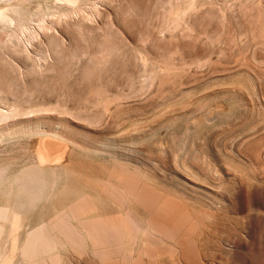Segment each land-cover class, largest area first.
Segmentation results:
<instances>
[{
  "label": "rangeland",
  "instance_id": "374dc122",
  "mask_svg": "<svg viewBox=\"0 0 264 264\" xmlns=\"http://www.w3.org/2000/svg\"><path fill=\"white\" fill-rule=\"evenodd\" d=\"M0 11V115L17 109L0 123V264H264V0H0ZM164 202L180 209L167 232ZM97 219L122 225L109 236ZM41 225L46 245L23 253Z\"/></svg>",
  "mask_w": 264,
  "mask_h": 264
},
{
  "label": "bare ground",
  "instance_id": "6f19581e",
  "mask_svg": "<svg viewBox=\"0 0 264 264\" xmlns=\"http://www.w3.org/2000/svg\"><path fill=\"white\" fill-rule=\"evenodd\" d=\"M66 12H67V11H66ZM68 13H69V12H68ZM69 15H70V14H69ZM0 19H2V20H8L6 13H4L3 11H0ZM58 23H59V22H58ZM20 27H21V25H20ZM20 27H19V29H20ZM22 27L25 29L24 25H23ZM43 27H45V26H43ZM24 29H21V30H24ZM21 30H20V32H21ZM18 31H19V30H18ZM18 31L16 30L17 33L15 32L12 36H13V37H15V36L17 37V36L20 34V33L18 34ZM48 31H49V30H48ZM25 32H26V31H25ZM42 33H43V32H42ZM47 33H48V32H47ZM10 34H11V33H10ZM16 34H18V35H16ZM23 36H24V35H23ZM31 36H33V35H31ZM9 37H10V36H9ZM34 37H35V35H34L32 38H34ZM11 38H12V37H10V39H11ZM21 39H22V37H21ZM27 39H29V38H27ZM27 39H26V40H27ZM58 39H59V38H58ZM22 40H23V39H22ZM27 42H28V41H27ZM58 43H59V42H58ZM8 46H9V45H8ZM17 48H18V47H17ZM26 48H27V47H26ZM26 48H25V49H26ZM5 49H6V48H5ZM19 50H20V49H19ZM19 50H18V51H19ZM23 52H24V51H23ZM28 54H29V53H28ZM33 58H34V57H33ZM45 58H46V57H45ZM48 59H49V58H48ZM30 60H33V59H30ZM11 61H12V60H11ZM48 61H49V60H48ZM46 62H47V61H46ZM53 63H54V62H53ZM50 64H51V63H50ZM40 65H41V64H40ZM19 68H20V67H19ZM26 68H27V67H26ZM38 68H39V67H38ZM41 68H43V66H42ZM45 68H46V66H45ZM48 68H49V66H48ZM38 70H42V69H38ZM44 70H45V69H44ZM23 71H24V70H23ZM27 71H28V69H27ZM24 72H26V71H24ZM24 76H25V75H24ZM9 88H10V87H9ZM5 89H6V88H5ZM4 91H5V90H4ZM0 95H1V94H0ZM0 98H1V97H0ZM8 100H9V99H8ZM3 101H4V100H3ZM6 101H7V99H6ZM1 102H2V101H1ZM4 104L6 105V103H4ZM1 105H2V104H1ZM3 109H4V108H3ZM15 110H17V109L14 108L12 111L10 110V112H12V114H16V112H15V113L13 112V111H15ZM4 111H6V110H4ZM8 111H9V110H8ZM0 112L2 113V111H0ZM5 113H6V112H3V114L0 115V123H1L2 118H3V121H2V122H4V119H8V118H10V117L12 116L11 113H10L11 116L7 115V114H9L8 112H7L6 114H5ZM19 113H20V112H19ZM29 113H30V112H29ZM29 113H28V114H29ZM41 113H42V112H41ZM23 114H24V112H23ZM26 115H27V114H26ZM70 115H71V114H70ZM6 116H9V117H6ZM5 123H6V122H5ZM1 124H2V123H1ZM0 128H1V127H0ZM39 129H40V128H39ZM41 134H42V132H41ZM61 134H62V133H61ZM57 135H60V134L57 133ZM66 135H67V134H66ZM62 136H63V135H62ZM66 137H67V136H66ZM105 145H106V144H105ZM88 147H89V146H88ZM103 149H104V148H103ZM99 150H100V149H99ZM56 152H57V151H56ZM56 152H55V153H56ZM176 152H177V151H176ZM58 153H59V152H58ZM49 154H50V153H49ZM58 158H59V156L54 157V159H58ZM39 159H40L41 162H43V163L48 162V161H50V160H53V158H52L50 155H48V154H44V153H42V152H40ZM58 163H60V162H58ZM58 163H57V164H58ZM55 168H56V167H55ZM40 169H42V168H40ZM30 170H31V169H30ZM43 170H44V169H43ZM43 170H42V173H44ZM31 171H32V170H31ZM21 172H22V171H21ZM33 172H34V171H33ZM33 172H32V174H33ZM42 173H41V174H42ZM123 173H125V172H123ZM30 174H31V172H30ZM32 174H31V175H32ZM41 174L39 173V175H40L39 177L43 176V175H41ZM121 174H122V173H121ZM22 175H23V174H22ZM22 175H21V176H22ZM44 175H45V174H44ZM122 175H123V174H122ZM125 175H126V174H125ZM24 176H25V175H23V177H24ZM26 176H27V177H25V180H26V178H28V175H26ZM29 176H30V175H29ZM34 176H35V178H36V175H33V177H34ZM130 176H131V175H130ZM30 177H31V176H30ZM119 177H120V176H119ZM119 177H118V178H119ZM124 177H125V176H124ZM124 177H122V180H123V182H125V181L127 182V183H125L126 185L124 184V185L127 187V184L129 185V183H128V179L124 180ZM132 177H134V176H132ZM45 178H46V175H45ZM135 178H136V177H135ZM135 178H134V179H135ZM23 179H24V178H23ZM30 179H31V178H30ZM36 179H37V178H36ZM41 179H42V178H41ZM111 179H112V178H111ZM131 179H132V178H130V180H131ZM134 179H133V180H134ZM25 180H24L23 182H25ZM32 180H33V179H32ZM37 180H38V179H37ZM37 180H36V181H37ZM42 180H44V179H42ZM119 180H120V179H119ZM133 180L131 181V183L134 182ZM136 180H137V179H135V181H136ZM19 181H20V180H19ZM26 181H27V180H26ZM30 181H31V180H30ZM30 181H29V182H30ZM36 181H34V183H36ZM49 181H50V180H49V178H48V181H47V187H48V185L51 183V182H50V183L48 184ZM16 182H17V181H16ZM29 182H27L28 184L25 183V184H27V185H25V188L28 186V187H27L28 190H29V189H35V188H31V186H30V185H31V182H30V184H29ZM138 182H140V181L138 180L137 182H135V183H137L138 186H137L136 184L134 185V183H133L134 186H133L132 188H134L135 186H136V187H135L134 189L138 188V187H139ZM21 183H22V180H21ZM37 183H38L37 186H39L40 183H39L38 181H37ZM115 183H116V182H115ZM140 183H141V182H140ZM41 184H42V185H40V186H44V185H43L44 183L41 182ZM19 185H20V184H19ZM32 185H34V184H32ZM55 185H56V184H55ZM21 186H22V185H21ZM21 186H20V187H21ZM29 186H30V188H29ZM35 186H36V184L34 185V187H35ZM40 186H39V187H40ZM51 186H52V185H51ZM95 186H96V185H95ZM121 186H122V185H121ZM121 186H120V187H121ZM125 186H124V187H125ZM130 186H132V185L130 184V185L128 186V187H129L128 189H130ZM12 187H13V186H12ZM22 187H24V184H23ZM32 187H33V186H32ZM49 187H50V185H49ZM49 187H48V188H49ZM126 187H125V188H126ZM140 187H141V186H140ZM25 188H24V189H25ZM122 188H123V187H122ZM41 189H42V188H39V191H41ZM139 189H140V188H139ZM145 189H146V188H145ZM26 190H27V189H26ZM45 190H47V188H46ZM45 190H44V191H45ZM130 190H131V189H130ZM130 190H129V191H130ZM136 190H137V189H136ZM18 191H19V190H18ZM18 191H17V195H18V196H21V193H20L21 191H19L20 194H18ZM24 191H25V190H24ZM31 191H33V190H30V193H29V191H27V192L31 195V193H32ZM39 191H38L37 193H39ZM125 191H126V190H125ZM22 192H23V191H22ZM132 192H134V197H135V196H136L135 194H137V193H135V191H133V190L131 191V193H132ZM137 192H138V191H137ZM25 193H26V191H25ZM28 193H27V194H28ZM45 193H46V191L43 192V194H42L43 197L41 196L42 198L45 197ZM102 193H103V192H102ZM102 193H101V194H102ZM126 193H127V192H126ZM126 193H123V195L126 194ZM33 194H36V193H33ZM39 194H40V193H39ZM46 194H47V193H46ZM101 194H100V197H101ZM25 195H26V194H25ZM40 195H41V194H40ZM40 195H37V196L39 197ZM119 195H120V194H119ZM126 195H127V194H126ZM131 195H132V194H131ZM18 196H17V197H18ZM89 196H90V195H89ZM102 196H103V195H102ZM106 196H107V195H106ZM114 196H115V195H114ZM120 196H121V195H120ZM11 197H12V196H11ZM25 197H26V196H25ZM104 197H105V195H104ZM104 197H103V199H105ZM125 197H126V196H125ZM125 197H124V198H125ZM127 197H128V195H127ZM19 198H20V197H19ZM31 198H32V197H31ZM33 198H34V197H33ZM33 198H32V199H33ZM36 198H37V197H36ZM36 198H34V200L38 201ZM42 198H40V199H42ZM79 198H80V197H79ZM82 198H83V197H82ZM86 198H88V197H86ZM89 198H91V201H92V197H89ZM89 198H88V200H89ZM96 198H97V197H96ZM109 198H110V197H108L107 199L109 200ZM117 198H119V197L117 196ZM124 198H123V199H124ZM25 199H26V198H25ZM97 199H99V198H97ZM127 199H128V198H127ZM137 199H138L139 201H148V200H150V198H149L148 196H146L145 194H143V193L139 194V195L137 196ZM34 200H33V201H34ZM83 200H84V199H81V201H83ZM100 200H101V198H100ZM111 200L114 201V199H111ZM121 200H122V199H121ZM77 201H79V200H77ZM77 201H75V203H76ZM166 201H167V200H166ZM84 202H86V204H87V201H84ZM114 202H115V201H114ZM116 202H117V201H116ZM121 202H122V201H121ZM33 203H34V202H33ZM35 203H36V202H35ZM73 203H74V202H73ZM78 203H80V202H77V204H78ZM88 203H89V202H88ZM159 203H160V202H159ZM21 204H22V203H21ZM80 204H81V203H80ZM80 204H79V206H78V209H79V207H80ZM83 204H84V203H83ZM83 204H82V205H83ZM90 204H91V203H90ZM119 204H120V203H119ZM160 204H161V203H160ZM160 204H159V205H160ZM28 205H29V204H28ZM72 205H73V204H72ZM84 206H85V204H84ZM84 206H83V207H84ZM21 207H22V206H21ZM86 207H87V205H86ZM14 208H15V207H14ZM23 208H24V207H23ZM64 208L66 209L67 207H63V209H64ZM158 208H159V207H158ZM65 209H64V210H65ZM69 209H70V208H69ZM88 209H89V208H88ZM186 209H187V208H186ZM186 209H185V210H186ZM9 210H10V209H9ZM16 210H17V209H16ZM16 210H15V212H16ZM75 210H76V209H75ZM69 211H70V210H69ZM81 211H83V210H81ZM81 211H80V212H81ZM154 211H157V210L155 209ZM179 211H180L179 207L176 206L175 204L171 203V202H164V203L162 204L159 213L161 214L160 217L163 218V222H164V223H163V229H162L163 232H167V227H169V225L171 224V221H173V219L176 217V215L179 213ZM6 212H7V211H6L5 208H0V217L5 218V217H6ZM64 212H65V211H64ZM78 212H79V211H78ZM12 213H13V212H12ZM62 213H63V212H62ZM71 213H72V212H71ZM71 213H70V214H71ZM73 213H74V212H73ZM82 213H83V212H82ZM157 213H158V212H157ZM63 214H64V213H63ZM63 214H62V215H63ZM65 214H67V213H65ZM65 214H64V215H65ZM160 214H159V215H160ZM62 215H61V216H62ZM151 215H153V213H152ZM8 216H9V215H8ZM93 216H95V215H93ZM93 216H91V218H94ZM123 216H124V215H123ZM180 216H181V215H180ZM190 216H191V215H189V220L187 219L186 222H188V221L190 222V220H191L190 218L192 217V216H191V217H190ZM72 217H73V216H72ZM74 217H75V216H74ZM89 217H90V216H89ZM96 217H97V216H96ZM100 217H101V216H100ZM149 217H150V216H149ZM86 218H87V216H86ZM139 218H140V217H139ZM53 219H54V217H53ZM72 219H73V218H72ZM94 219H96V218H94ZM134 219H135V218H134ZM141 219H142V218H140V221H142ZM192 219H193V218H192ZM86 220H87V219H86ZM129 220H130V222L133 223L134 225H136V226L138 225V224L135 222V221H137V220L133 221L131 218H130ZM153 220H154V219H153ZM177 220H178V219H177ZM183 220H185V219L183 218ZM13 221H14V220H13ZM78 221H79V219H78ZM54 222H55V221H54ZM69 222H70V221H69ZM146 222H147V221H146ZM146 222H144V223H146ZM149 222H150V221H149ZM151 222H153V221L151 220ZM175 222H176V221H175ZM180 222H181V221H180ZM180 222H179V224H180ZM61 223L63 224V222H61ZM142 223H143V222H142ZM181 223H182V222H181ZM184 223H185V222H184ZM191 223H192V222H191ZM194 223H195V222H194ZM53 224H54V223H53ZM120 224L122 225V223H121V219H120V223H119V221H116V220H110V219H97V220H94L93 226H94V229H97V230L100 231L101 233L110 236L111 231L116 230V229L119 227ZM148 224H149V223H148ZM46 225H47V224H46ZM46 225H45V228H46ZM56 225H57V223H56ZM63 225H64V224H63ZM77 225H79V224H77ZM88 225H89V224H88ZM144 225H146V224H144ZM149 225H150V224H149ZM154 225H155V224H154ZM175 225H176V224H175ZM184 225H185V224H184ZM184 225H183V226H184ZM186 225H187V224H186ZM43 226H44V224H43ZM43 226L41 225L42 228H35V229H33L32 231H30V236H31V239H32V240H31V242H29L26 246L23 247V253H25V254H31V252H33V251H35V250H40L39 253L41 252V249L43 248V246L46 245V241H44V240H45V239H44L45 237L43 236V232H42V229L44 228ZM172 226H173V225H172ZM52 227H53V226H52ZM52 227H51V228H52ZM60 227H62V225H61ZM60 227H59V228H60ZM78 227H80V226H78ZM81 227H82V226H81ZM81 227H80V229H81ZM134 227H135V226H134ZM138 227H139V226H138ZM149 227H150V226H149ZM157 227H158V226H157ZM70 228H71V227H70ZM144 228H145V227H144ZM151 228H152V227H151ZM170 228H171V227H170ZM173 228H174V227H173ZM184 228H185V227H184ZM46 229H47V228H46ZM66 229H67V228H66ZM66 229H65V230H66ZM76 229H77V226H76ZM82 229H83V227H82ZM82 229H81V231H82ZM134 229H136V228H134ZM148 229H150V228H148ZM49 230H50V229H49ZM49 230H48V232H49ZM65 230H64V231H65ZM74 230H75V229H74ZM77 230H78V229H77ZM83 230H84V229H83ZM124 230H125V229H124ZM169 230H170V229H169ZM169 230H168V231H169ZM176 230H177V229H176ZM198 230H199V229H198ZM45 231H46V230H45ZM51 231H52V230H51ZM54 231H55V230H54ZM61 231H62V230H61ZM81 231H80V232H81ZM150 231H151V230H150ZM152 231H154V230L152 229ZM152 231H151V232H152ZM80 232H78V233H80ZM86 232H87V231H86ZM86 232H85V233H86ZM126 232H127V231H126ZM140 232H141V231H140ZM140 232H139V233H140ZM143 232H144V230H143ZM46 233H47V232H46ZM46 233H44V234H46ZM52 233H53V232H52ZM52 233H51V234H52ZM58 233H59V232H58ZM67 233H68V232H67ZM81 233H84V231L81 232ZM135 233H136V232H135ZM135 233H134V234H135ZM144 233H146V232H144ZM158 233H159V232H158ZM158 233H156V235H157ZM182 233H183V232H182ZM53 234H55V232H54ZM63 234H64V233H63ZM65 234H66V233H65ZM128 234H129V232H128ZM150 234H151V233H150ZM152 234H153V233H152ZM46 235H48V234H46ZM71 235H72V234H71ZM87 235H88V232H87ZM129 235H130V234H129ZM129 235H128V236H129ZM132 235H133V234H132ZM141 235H143V234H141ZM146 235H147V234H146ZM153 235H155V234H153ZM166 235H167V234H166ZM48 236H49V235H48ZM50 236H51V235H50ZM54 236H55V235H54ZM61 236H62V235H61ZM64 236H65V235H64ZM76 236H77V235H76ZM84 236H85V235H84ZM84 236H83V237H84ZM126 236H127V234H126ZM133 236H134V235H133ZM143 236H144V235H143ZM164 236H165V235H164ZM170 236H172V235H170ZM59 237H60V236H59ZM68 237H71V236L68 235ZM72 237H74V233H73ZM78 237H81V235H79ZM85 237H86V236H85ZM139 237H140V236H139ZM141 237H142V236H141ZM161 237H162V236H161ZM177 237H178V236H177ZM74 238H75V237H74ZM87 238H88V236H87ZM136 238H137V236H136ZM142 238H143V237H142ZM158 238H159V237H158ZM164 238H165V237H164ZM164 238H163V239H164ZM48 239H49V237H48ZM52 239H53V236H52ZM54 239H55V238H54ZM66 239L68 240V238H66ZM81 239H82V237H81ZM85 239H86V238H85ZM106 239H107V238H106ZM125 239H126V237H125ZM127 239H130V238L127 237ZM131 239H132V236H131ZM50 240H51V238H50ZM55 240H56V239H55ZM55 240H54V241H55ZM62 240H65V239L62 238ZM71 240H72V239H71ZM71 240H69V241H71ZM73 240H74V239H73ZM138 240H139V239H138ZM143 240H144V239H143ZM158 240H160V239H158ZM164 240H165V239H164ZM65 241H66V240H65ZM65 241H62V242L65 244ZM75 241H77V239H75ZM151 241H152V240H150V242H151ZM160 241H161V240H160ZM160 241H159V242H160ZM52 242H53V241H52ZM62 242H61V243H62ZM87 242H91V241H90V238H89V241L87 240ZM124 242H126V241H124ZM129 242H130V241H129ZM134 242H136V241H134ZM148 242H149V241H148ZM148 242H147V243H148ZM153 242H154V241H153ZM161 242H163V240H162ZM166 242H168V241H166ZM171 242H172V241H171ZM171 242H170V244H171ZM174 242H175V244H176V241H175V240H174ZM57 243H58V242H57ZM63 243H62V244H63ZM68 243H69V242H68ZM80 243H82V242H80ZM126 243H127V242H126ZM126 243H125V244H126ZM131 243H132V242H131ZM164 243H165V241H164ZM51 244H52V243H51ZM55 244H56V243H55ZM66 244H67V241H66ZM86 244H87V243H86ZM161 244H162V243H161ZM168 244H169V243H168ZM175 244H173V245H175ZM69 245H70V243H69ZM73 245H74V244H73ZM87 245H88V244H87ZM89 245H90V244H89ZM102 245H103V244H102ZM136 245H137V243H136ZM139 245H140V244H139ZM152 245H154V244H152ZM164 245H165V244H164ZM176 245H177V244H176ZM198 245H199V244H198ZM202 245H203V244H202ZM228 245H230V244H228ZM47 246H48V245H47ZM47 246H46V247H47ZM54 246H55V245H54ZM91 246H92V244H91ZM124 246H125V245H124ZM137 246H138V245H137ZM141 246H142V244H141ZM156 246H157V245H156ZM178 246H179V245H178ZM178 246H177V247H178ZM231 246L233 247V245H231ZM49 247H50V246H49ZM52 247H53V246H52ZM60 247H61V246H60ZM60 247H59V245H58V249H60ZM108 247H109V246H108ZM110 247H113V245L110 246ZM126 247H127V246H126ZM126 247H123V248H126ZM154 247H155V246H154ZM171 247L173 248L172 245H171ZM175 247H176V246H175ZM175 247H174V248H175ZM198 247H199V246H198ZM68 248H69V246H68ZM70 248H71V247H70ZM72 248H73V247H72ZM87 248H88V247H87ZM103 248H105V247H103ZM136 248H137V247H136ZM136 248H135V249H136ZM147 248H148V246H147ZM151 248H153V246H152ZM200 248H201V247H200ZM200 248H199V249H200ZM51 249H52V248L50 247V250H51ZM56 249H57V248H56ZM58 249H57V251H56L57 253H55V255L61 253L60 250H58ZM74 249H75V248H74ZM76 249H77V248H76ZM83 249H84V248H83ZM92 249H93V248H92ZM99 249H101V247H100ZM120 249H121V248H120ZM139 249H140V248H139ZM175 249H177V248H175ZM227 249H232V248H228V246H227ZM19 250H20V249H19ZM50 250H49V251H50ZM81 250H82V249H81ZM81 250H80V251H81ZM86 250H87V249H86ZM86 250H85V252H86ZM88 250H89V249H88ZM94 250H96V249H93L92 251H94ZM121 250H122V249H121ZM126 250H127V249H126ZM126 250H125V251H126ZM233 250H234V249H233ZM47 251H48V250H47ZM52 251H53V250H52ZM62 251H63V249H62ZM75 251H77V250H74V252H75ZM90 251H91V250H90ZM135 251H136V250H135ZM149 251L153 254V251H151L150 249H149ZM149 251L147 250V252H149ZM159 251L161 252L160 249H158V252H159ZM163 251H164V250H163ZM167 251H168V250H167ZM167 251H165V252H167ZM169 251H170V250H169ZM171 251H172V253H171ZM171 251L168 252V253H170V254H166V255H172V254L174 253V252H173L174 250H171ZM54 252H55V249H54ZM58 252H59V253H58ZM72 252H73V251H72ZM74 252H73V253H74ZM120 252L122 253V251H120ZM123 252H124V250H123ZM126 252H127V251H126ZM132 252H133V251H132ZM144 252H145V251H144ZM147 252H146V254H147ZM160 252H159V253H160ZM177 252H178V251H177ZM179 252H180V251H179ZM200 252H201V251H200ZM229 252H230V251H229ZM73 253H72V254H73ZM77 253H78V251H77ZM77 253H76V255L79 256L82 252H81V253H78V254H77ZM86 253H87V252H86ZM86 253H85V255H86ZM98 253H99V255H100V254H101V251L98 252ZM102 253H103V250H102ZM106 253H109V252H106ZM106 253H105V254H106ZM139 253H140V252H139ZM182 253H183L184 258H188V256H190V255L192 254V248L190 247V245H189L188 243H186V244L183 245ZM41 254H42V253H41ZM52 254H53V253H51V255H52ZM72 254H71V255H72ZM83 254H84V253H83ZM83 254H82V255H83ZM87 254H89V252H88ZM91 254H93V252H92ZM105 254H104V255H105ZM144 254H145V253H144ZM148 254H149V253H148ZM152 254H151V255L149 254V255H150V256H153ZM154 254H155V253H154ZM175 254H177V253H175ZM175 254H174V255H175ZM46 255H47V254H46ZM48 255H49V254H48ZM53 255H54V254H53ZM67 255H69V256L71 257L70 254H67ZM73 255H75V254H73ZM76 255H75V256H76ZM82 255H80V256L83 257ZM106 255H107V254H106ZM106 255H105V257H106ZM122 255H123V253H122L120 256L122 257ZM132 255H133V254L131 253V256H132ZM141 255H143V254H141ZM141 255H140V256H141ZM157 255H158V254H157ZM157 255H156V257H157ZM160 255H162V254H160ZM160 255H159V256H160ZM163 255L165 256V254H163ZM178 255H179V254H178ZM17 256H18V255H17ZM49 256H50V255H49ZM58 256H59V255H58ZM58 256L56 255V259L58 258ZM80 256H79V257H80ZM87 256H88V258L90 257L89 255H87ZM94 256H95V254H94ZM116 256H117V255H116ZM134 256H135V254H134ZM134 256H132V258H133ZM147 256H148V255H147ZM172 256H173V255H172ZM175 256H176V255H175ZM1 257H2V256H1ZM26 257H27V256H26ZM29 257H30V256H29ZM40 257H42V256L39 255V259H40ZM67 257H68V256H67ZM79 257H77V258L75 257V258H72V259L75 260V259H78ZM84 257H86V256H84ZM102 257H103V256L101 255V258H102ZM105 257H104V258H105ZM117 257H118V256H117ZM143 257H144V255H143ZM153 257H154V256H153ZM153 257H151V258H153ZM169 257H171V256H169ZM45 258H46V257H45ZM90 258H91V257H90ZM90 258H89V263H90V260H91L93 257H92L91 259H90ZM101 258H100V259H101ZM109 258H111V257H109ZM112 258H113V257H112ZM139 258L141 259V257H139ZM151 258L148 257V259H150V260H151ZM154 258H155V257H154ZM201 258H202V256H201ZM24 259H25V258H24ZM24 259H23V260H24ZM29 259H30V258H29ZM29 259H28V260H29ZM43 259H44V258H43ZM58 259H59V258H58ZM63 259H64V258H63ZM66 259H67V258H66ZM70 259H71V258H69V260H70ZM81 259H82V258H81ZM81 259H80V260H81ZM94 259H95V258H94ZM94 259H92V260H94ZM107 259H108V257H107ZM137 259H138V257H137ZM140 259H138V260H140ZM143 259H144V258H143ZM157 259H158V258H157ZM180 259H181V258H180ZM35 260H36V258H35ZM46 260H47V259H46ZM61 260H62V259H61ZM80 260H78L79 263L81 262ZM95 260H96V259H95ZM101 260H103V259H101ZM101 260H100V261H101ZM104 260H105V259H104ZM120 260H121V259H120ZM130 260H131V259H130ZM130 260H129V264L131 263ZM138 260H136V263H137V264H140L141 261H138ZM141 260H142V259H141ZM153 260L155 261V259H153ZM97 261H98V260H97ZM131 261H132V263H133V260H131ZM137 261H138L139 263H138ZM143 261H144V260H143ZM143 261H142V262H143ZM151 261H152V260H151ZM159 261H160V259H159ZM44 262H45V260H44ZM47 262H48V261H47ZM73 262H74V261H73ZM125 262H126V261H125ZM167 262H168V261H167ZM38 263H39V262H38ZM42 263H43V262H42ZM45 263H46V262H45ZM50 263H51V262H50ZM62 263H63V262H62ZM71 263H72V260H71ZM79 263H78V264H79ZM91 263H93V262H91ZM91 263H90V264H91ZM97 263H98V262H97ZM121 263H122V262H121ZM121 263H120V264H121ZM153 263H154V262H153ZM158 263L160 264L161 262H158ZM163 263H164V262H163ZM170 263H171V262H170ZM27 264H28V263H27ZM40 264H41V263H40ZM80 264H81V263H80ZM85 264H86V263H85ZM87 264H88V262H87ZM95 264H96V263H95ZM141 264H143V263H141ZM164 264H166V263H164ZM182 264H183V263H182Z\"/></svg>",
  "mask_w": 264,
  "mask_h": 264
}]
</instances>
